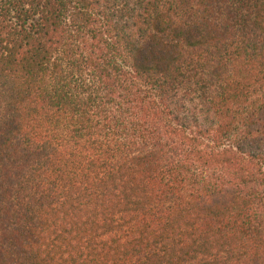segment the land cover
<instances>
[{"label":"trees","instance_id":"1","mask_svg":"<svg viewBox=\"0 0 264 264\" xmlns=\"http://www.w3.org/2000/svg\"><path fill=\"white\" fill-rule=\"evenodd\" d=\"M0 264H264V0H0Z\"/></svg>","mask_w":264,"mask_h":264}]
</instances>
